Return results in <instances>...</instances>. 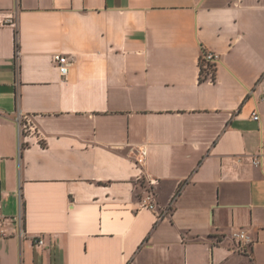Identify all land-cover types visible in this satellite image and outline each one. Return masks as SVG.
I'll list each match as a JSON object with an SVG mask.
<instances>
[{
  "label": "crops",
  "instance_id": "crops-1",
  "mask_svg": "<svg viewBox=\"0 0 264 264\" xmlns=\"http://www.w3.org/2000/svg\"><path fill=\"white\" fill-rule=\"evenodd\" d=\"M9 16L0 264H264V0H0Z\"/></svg>",
  "mask_w": 264,
  "mask_h": 264
},
{
  "label": "built area",
  "instance_id": "built-area-1",
  "mask_svg": "<svg viewBox=\"0 0 264 264\" xmlns=\"http://www.w3.org/2000/svg\"><path fill=\"white\" fill-rule=\"evenodd\" d=\"M13 19H14V16H9L6 18V20H0V23L2 24L13 23L14 22ZM219 60H220V54L215 53V52H208V53L205 52L201 58V65L204 63L205 64H209V63L216 64ZM54 62L59 72L63 76H66L70 69V61L68 57L63 54H55ZM209 80L213 81L214 79L210 78ZM262 101H264V96L262 98ZM252 117L255 120H260L261 116H260V112L258 109L253 111ZM18 123H19L20 130L23 132L33 133L37 131L36 123L28 115L19 117ZM147 154H148V148L146 145L143 144V145L138 146L136 148V156H135L136 163L140 166L144 165L147 159ZM263 159H264V142L262 144V147L259 153L252 157V162L255 164H261L263 162ZM139 209L140 210H144V209L151 210V211L157 212L159 214V217L161 216V214L158 212V202L155 196L151 192L147 193L141 198L139 202ZM9 219L10 218L6 216L4 213L2 204H0V233L3 236L8 235L5 230V225L7 221H9ZM233 236L239 242V248L242 250H245L246 247L249 244H251L253 241L252 238L248 235V233L243 229L235 231L233 233ZM38 242L40 244L44 243L43 239H39Z\"/></svg>",
  "mask_w": 264,
  "mask_h": 264
},
{
  "label": "trees",
  "instance_id": "trees-1",
  "mask_svg": "<svg viewBox=\"0 0 264 264\" xmlns=\"http://www.w3.org/2000/svg\"><path fill=\"white\" fill-rule=\"evenodd\" d=\"M215 64H202L201 65V76L208 77L214 79L215 78ZM205 79V78H204Z\"/></svg>",
  "mask_w": 264,
  "mask_h": 264
}]
</instances>
